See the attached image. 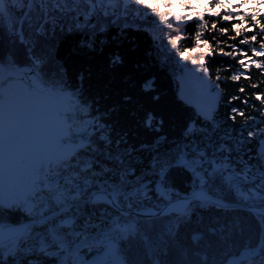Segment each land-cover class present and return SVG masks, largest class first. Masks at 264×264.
<instances>
[{"label":"snow or ice","instance_id":"1","mask_svg":"<svg viewBox=\"0 0 264 264\" xmlns=\"http://www.w3.org/2000/svg\"><path fill=\"white\" fill-rule=\"evenodd\" d=\"M17 3L18 0H0V39L7 32L13 45L17 41L26 45L30 72L20 73L18 77L19 60L11 55L0 59V264H23L24 260L27 264H47L48 261H53L54 264H264V152L257 153L255 165L245 162L237 171L227 158L209 160L200 149H194L191 155H199L200 159H190L183 150L178 149V155L174 159L181 167L195 174L194 183L198 184L200 191L194 193L191 200L178 196L169 198L165 205V209L171 210L168 213L164 209L150 212L144 208L141 199L147 198V193L143 191L147 186L139 177L135 184L127 179L134 173V169L131 162L126 163L122 157L130 153L126 151L113 156L92 147L97 143L96 137L91 136L87 127L76 125L78 114L86 109L71 97L66 103L59 102L63 90L55 86V81L51 82L54 85L52 88L47 87V74L41 67L45 59L50 57V52L42 47V55L38 56L34 51L37 41L46 43L47 32L55 31L57 8L65 17L74 13L77 16L83 15L85 21L95 18L97 24L93 28L100 31H103V24L109 22L104 18L115 17L118 20L121 16L128 17L135 13L133 18L147 25L144 30L153 36L162 53L171 56L173 60L179 56L177 65L180 61L191 60L192 65L198 66L193 71L202 72L204 78L210 79L203 55L199 59L190 57L186 55L188 49L182 51L177 46V41L181 39L179 31L183 25H177V35H168V45L171 48L163 44L166 34L162 33V29V34L156 35L155 30L161 25L169 30L173 29L169 15L176 22L181 21L182 17L175 12H161L155 6V0L151 4L149 0H71L72 7L65 4L62 8L56 5L52 9L46 7L47 0H44L34 16H30V13L36 11L31 2L28 3L27 12H17ZM180 3L183 6L189 0H180ZM243 3L244 0H241V6ZM164 5L171 7L169 0H164ZM259 5H264V0H258L257 7ZM23 6V3L19 4V7ZM189 6L193 5L189 3ZM222 6H226V0H219L216 5ZM50 13L51 27H46ZM257 15L258 12H253L251 20L260 24ZM150 16L158 17V21L149 19ZM223 19L231 20L233 17L225 15ZM116 20L111 22L115 23ZM200 20H203L202 15ZM239 20L243 21L244 17L240 16ZM125 26L129 25L125 23ZM260 26L264 29V24ZM212 27L215 28L216 25L213 24ZM234 27L239 36L242 24ZM220 31L224 32L225 29ZM33 36L36 37L35 40L30 39ZM200 36L198 31L195 35L197 47L203 43L207 49L208 42L201 41ZM250 39L255 41L256 36L253 35ZM240 43H248V38ZM252 52L255 56H264V41L260 43L259 50L253 48ZM221 54L232 56L233 52L221 49ZM248 59L251 61L250 57ZM113 62H119V56ZM251 62L257 68L264 67V62ZM238 63L247 67L244 60ZM181 67L183 69L187 66ZM241 75L242 73L234 74L231 79L239 80ZM149 87L151 82L145 85V88ZM218 88L219 85H215V89ZM240 91L244 89L241 88ZM216 96L219 97L218 91ZM256 98L264 103L261 95L257 94ZM236 99L239 98L232 97L229 103ZM242 103L247 104L248 101L244 100ZM214 111L213 106L209 113L201 114L205 115V119L212 120L214 117L211 113ZM231 111L233 114L228 119L233 122L237 115L244 116L238 107H233ZM152 119L149 114L146 121L149 126ZM244 127L248 125L245 124ZM78 129L82 134H78ZM191 131L190 126L189 132ZM256 135L257 133L248 131L249 137ZM99 139L112 143L106 136H100ZM122 142L116 141L117 146ZM236 143L242 146L243 138ZM221 150L229 153L233 151L232 148ZM84 153H91V158H86ZM97 153L106 156L119 169L114 176L110 175L114 169L105 165H101L99 171L94 169L93 166L99 164L95 159ZM170 163L157 158L153 165L154 174L159 169L161 185L166 184L168 177L165 173ZM204 163L209 168H204ZM257 177L260 183L254 189L243 187L250 178ZM217 182L234 190L241 208L249 211L259 209L256 215L260 223V237L255 243L250 240L240 241L243 232L240 225L235 221H217L215 224L204 225L201 231L192 235L193 244L202 251H191L178 245V231L182 225L191 222L192 211L197 208L227 210L233 207L220 198L214 200L208 195L211 191L208 185ZM180 199L187 202L182 204L181 209L174 208V201ZM86 207L90 210L85 211ZM4 209L25 213L31 218V223L19 227L3 223ZM97 212L100 213L99 216L96 215ZM164 215L170 216L167 224L159 221V217ZM82 218L83 224L77 223ZM95 219H100L102 226L93 232L96 226L92 221ZM36 225H42L39 231L36 230ZM137 245L142 252V259L132 255L131 249ZM170 251L175 257L171 260ZM90 253L94 254L89 256ZM28 257L34 259H27Z\"/></svg>","mask_w":264,"mask_h":264},{"label":"trees","instance_id":"2","mask_svg":"<svg viewBox=\"0 0 264 264\" xmlns=\"http://www.w3.org/2000/svg\"><path fill=\"white\" fill-rule=\"evenodd\" d=\"M29 2L36 10L30 13V16H34L44 0H18L17 12L29 11ZM152 2L153 0H149L150 4ZM169 2L170 8L165 7L164 0H155V6L161 12L178 13L182 17L181 21H186L180 28L181 39L177 41V46L182 51L188 49L186 55L190 57L199 59L203 55L212 87L215 89V85H219L221 98L211 121L196 114L190 105L177 96L175 76L182 69L181 66H198L192 65L191 60L180 61L177 65L179 56L173 60L171 56L162 53L153 36L144 30L147 25L133 18L135 13L128 17L121 16L118 20L115 17L104 18L109 22L104 23L103 31H100L93 28L97 24L95 18L85 21L83 15L77 16L74 13L65 17L57 8L55 31H48L47 42L37 41L34 48L38 56L42 55V47L50 52V57L41 65L47 74L45 79L55 81V85L68 91L70 97L86 109L78 114L76 125L87 127L91 136L96 137L97 143L92 147L113 156L126 151L130 153L122 157L126 163L130 161L134 169V173L127 179L135 184L139 177L147 186L143 189L147 198H141L144 207H158L169 198L187 193L191 188H199L194 183L195 174L181 167L174 159L178 155V149L183 150L190 159H200L199 155H191L194 149H200L209 160L227 158L232 162V167L239 171L245 162L249 165L257 163V148L264 137V132H261L264 129V115H261L264 113V103L256 98L257 94L264 97V67L257 68L251 62H264V56H255L252 52L253 48L259 50L260 43L264 41V29L260 26L264 24V5L257 7L258 0H244L243 6L241 0H226V6L222 7H216L219 0H189L193 6H189V3L182 6L180 0ZM20 3H23V8L19 7ZM65 4L73 6L71 0H47L46 7L52 9L59 5L62 8ZM253 12H258L257 19L260 24L251 20ZM201 15L203 20H200ZM225 15H231L233 19L224 20ZM240 16L244 17L243 21L239 20ZM185 17L188 19H183ZM51 19L50 13L46 27H51ZM149 19L158 21L155 16H150ZM168 19L173 22L172 30L163 25L155 30L156 35L166 34L163 39L165 45H168V35H177L175 19L170 15ZM112 20L116 22L112 23ZM125 23L129 26L126 27ZM202 24L204 27H201ZM213 24L216 25L215 28L212 27ZM236 24H242L239 36L236 35ZM220 29L225 31L221 32ZM198 31L201 33V41L208 42L207 49L203 43L197 47L195 35ZM253 35L256 36L255 41L250 39ZM245 38H248V43L241 44L240 41ZM30 39L35 40L36 37ZM168 47L171 48V45ZM192 49L196 50L191 51ZM221 49L224 52H233V55H222ZM10 55L16 57L20 63L22 59H27V49L19 41L13 45L5 32L0 39V59ZM116 56H119V62L114 63ZM240 60L245 61L246 68L238 63ZM238 73H242L240 79L232 80L231 76ZM149 82L151 87L145 88ZM241 88L244 91L241 92ZM232 97L239 99L229 103ZM244 100L248 103H242ZM233 107H238L244 113L243 117L237 115L235 122L228 119L233 114ZM149 114L153 118L151 126L146 123ZM245 124L248 127H244ZM100 125L104 127L100 128ZM248 131L257 135L249 137ZM78 134H82L79 129ZM100 136L109 137L112 143L101 141ZM241 138L244 140L242 146L236 143ZM118 140L123 141L119 146L116 143ZM222 148H232L233 151L229 153L222 151ZM84 155L91 158V153ZM157 158L171 162L165 173L168 178L164 185L159 183V169L155 174L153 172ZM95 159L99 161V164L93 166L96 171L100 170L101 165L114 169L110 175L114 176L119 171L106 156L97 153ZM203 166L209 168L207 163ZM259 183V177L250 178L243 187L254 189ZM217 184L220 186L219 190L213 191ZM208 188L211 190L210 194L231 203H238L234 190H229L227 185L217 182L209 184ZM89 210V207L85 208V211ZM256 213L245 209L197 208L191 213V222L180 227L176 243L191 251H202L193 244L191 237L201 231L204 225L215 224L217 221H235L243 229L240 241L250 240L255 243L260 237V223ZM3 215V223L8 225L31 219L15 209H4ZM96 215L99 216L100 213L97 212ZM169 219V215L159 217V221L164 224ZM83 222V218L77 221L79 224ZM92 222L96 226L93 232L102 226L100 219ZM41 227L42 225L35 226L37 231ZM138 249V245L132 247V255L142 259V252ZM92 254L94 253L89 256ZM173 258L174 253L170 251L169 259ZM52 263L54 262H47ZM23 264H27V261L24 260Z\"/></svg>","mask_w":264,"mask_h":264},{"label":"water","instance_id":"3","mask_svg":"<svg viewBox=\"0 0 264 264\" xmlns=\"http://www.w3.org/2000/svg\"><path fill=\"white\" fill-rule=\"evenodd\" d=\"M186 21H179L176 22V24L184 25ZM193 67L187 66L186 68L181 69L175 76L176 84H177V96L180 100H182L184 103L190 105L196 114L200 115L203 119H205V115H202L201 113H209V110L214 106L215 111L218 108V103L221 98V92L219 89H214L211 85L210 79L204 78L203 74H201L198 71H193ZM219 92V97L217 98L216 92ZM213 113L211 115L213 116ZM206 121H211L208 119H205ZM258 152H264V137L261 139L259 146L257 148ZM200 191L199 188H191L188 190L187 193H183L180 195H177L180 198L188 197V200H191L194 193H198ZM208 195L212 196V198L218 199L219 197L214 196L208 192ZM175 196V197H177ZM221 199V198H220ZM223 200V199H222ZM187 201H184L183 199L175 200L173 203V207L177 209H181V206L183 203H186ZM224 203L232 204L233 207L229 209H245L247 208H241L239 206V203H231L228 201L223 200ZM168 203V200L166 203L158 206V207H144L148 211H158L161 209H164L166 213L170 212V209H165V205ZM259 209L255 208L252 210V212H258ZM31 219L26 220L24 222L18 223V224H11L9 226L12 227H19L24 224H30Z\"/></svg>","mask_w":264,"mask_h":264},{"label":"rangeland","instance_id":"4","mask_svg":"<svg viewBox=\"0 0 264 264\" xmlns=\"http://www.w3.org/2000/svg\"><path fill=\"white\" fill-rule=\"evenodd\" d=\"M7 46H8V44H7ZM24 60H26V61H24ZM23 72H30V65L28 64L27 59H22V61L19 63V73H17V76L19 77V74L20 73H23ZM47 81L49 82L47 84V87L48 88H52L54 85L51 83L50 80H47ZM17 83H19V79H17ZM55 86L58 87V88H60V89H62L61 87H59L57 85H55ZM62 90H63V92H62V96L59 98V102L63 104V103H66L67 102V99L70 97V95H69V92L68 91H66L64 89H62ZM219 188H220V186L217 184L216 185V188H214V189H217V191H218ZM213 191H216V190H213ZM52 264H54V263H52Z\"/></svg>","mask_w":264,"mask_h":264},{"label":"flooded vegetation","instance_id":"5","mask_svg":"<svg viewBox=\"0 0 264 264\" xmlns=\"http://www.w3.org/2000/svg\"><path fill=\"white\" fill-rule=\"evenodd\" d=\"M214 189V188H213ZM217 191V189H215Z\"/></svg>","mask_w":264,"mask_h":264}]
</instances>
